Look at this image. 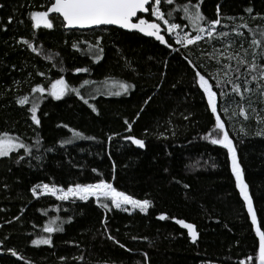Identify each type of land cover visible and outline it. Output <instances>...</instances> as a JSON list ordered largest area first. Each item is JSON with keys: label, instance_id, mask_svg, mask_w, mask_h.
Here are the masks:
<instances>
[{"label": "trees", "instance_id": "16d2710c", "mask_svg": "<svg viewBox=\"0 0 264 264\" xmlns=\"http://www.w3.org/2000/svg\"><path fill=\"white\" fill-rule=\"evenodd\" d=\"M52 1L0 0V133L18 137L32 153L26 155L23 149H16L8 157H0V264H239L241 260L258 264L256 226L236 187L227 150L203 138L214 128L215 115L185 57L202 65L200 71L206 78L211 75L226 79V64L231 65L230 74L236 75L233 70L237 60L227 56L245 57L247 49L245 58L252 61L251 29L264 26V19L252 17L264 15V0H203L201 12L208 20L217 18V5H222L223 18L217 27L229 32V37L209 39L205 35L187 48L177 44L163 25L162 33L171 48L114 27L65 30L61 19L51 14L52 29H33L29 13L46 11ZM186 2L174 0L171 6L163 4L162 10L178 9ZM198 2L191 0L193 4ZM248 7L254 9L252 14L245 12ZM9 16L13 17L11 24ZM141 17L155 20L150 10ZM182 17L180 12L175 22L182 23L189 35H195ZM245 22L248 27L239 29L244 36L238 37L232 28ZM97 38H101L104 52L103 59L94 63L87 50ZM22 39L33 43L38 52L19 43ZM74 43L79 50L73 48ZM229 44L232 46L225 51ZM221 52L224 56L219 62L212 58ZM239 67L245 72V65ZM76 68L89 71L77 73ZM60 77L79 89L89 104L75 93L55 100L45 92L38 101L41 124L37 127L28 111L31 105L20 106L16 98L39 96L31 93L32 87L39 84L47 88ZM84 80L93 83L84 85ZM118 81L135 87L120 96L95 92ZM209 82L217 92L218 114L237 149L257 226L264 231V135H256L264 129L260 122L264 121V96L256 89L257 82L248 85L256 90L244 93L243 99L231 92V85L223 89L228 95L220 96L215 79ZM149 96L152 99L145 104ZM89 105L95 106L99 114ZM240 106L246 109L247 119L239 115ZM142 107L144 111L137 119ZM125 120L133 123L131 132ZM65 124L68 128L63 127ZM241 127L247 135L240 133ZM70 129L95 139H73ZM127 135L143 139L146 147L141 149L124 140ZM109 136L113 137L111 141ZM68 139L72 143L61 146ZM20 156L24 159L16 163ZM99 180L136 199H149L152 206L144 214L115 209L110 201H104L110 205L106 211L94 197L59 201L51 195L33 197L30 191L37 184L67 188ZM160 214L170 218L159 220ZM56 217L64 221V231L45 233L43 226ZM171 217L194 224L197 242L192 243L188 230ZM105 220L107 231L102 223ZM49 235L51 246L32 245L33 239ZM8 249L15 250L17 256ZM80 256L82 260L75 259ZM249 256L252 261H248Z\"/></svg>", "mask_w": 264, "mask_h": 264}, {"label": "snow or ice", "instance_id": "6c2138e0", "mask_svg": "<svg viewBox=\"0 0 264 264\" xmlns=\"http://www.w3.org/2000/svg\"><path fill=\"white\" fill-rule=\"evenodd\" d=\"M203 0H199L198 3L193 4L191 0L179 6L178 9L171 8L165 12L162 10V5L166 4L168 6L173 5L174 0H54L51 3V6L47 8L46 11H31L29 13L30 20L32 22L33 29H39L41 27L45 29H52L53 23L49 19L50 13H58L64 22V27L68 29L75 28H87L91 26H101V25H116L122 29L128 30H137L140 33H143L149 37H154L155 40L159 41L161 44L166 45L171 48L172 45L168 43L165 39V36L161 34L162 24L166 27V31L169 35L175 34L176 43L187 48L189 45H194L197 41L203 39L206 35L209 39L213 38H227L229 37V32L219 31L218 27L221 25L222 15L221 7L222 5L218 4L216 9L215 20H208L205 15L201 12V4ZM147 6V7H146ZM3 5H0L2 8ZM150 10V16L154 17L155 20L145 19L141 16H138V13H147ZM254 9L248 7L245 9V12L252 14ZM176 12V18H179V13H183V20L188 22L195 30V35H189L184 31L182 23L175 22L173 13ZM257 17L264 19V15L259 13L256 16H253V19ZM135 19L136 22H133ZM227 19L235 21L236 17H227ZM243 20V17H240ZM13 22V17L9 16L8 23ZM23 23V21H20ZM225 27H227L225 25ZM247 22L239 25H235L232 28V31L236 33L238 37H243L240 28H247ZM5 31L7 28L5 27ZM253 36L251 38L252 51V61L249 62L245 57L247 56V49H245V57L239 56V54L233 56L228 54L227 59L237 60V67L233 70L236 75H231L228 70L231 69L230 64L224 66L225 72L224 76L227 77L224 80H221L218 77H213L210 75L209 78H206L205 74H202L200 69L202 65L194 63L192 60L185 57L188 60V63L195 71V81L198 84L199 88L203 90L204 95L207 98V104L211 112L215 115V125L214 128L203 137L206 140H210L213 145H221L224 149L227 150L228 158L231 162V172L235 177L236 187L239 189L240 196L243 198L245 204L247 205V211L251 217V223L255 227L256 236L259 238V248L258 253L255 259L258 261V264H264V231L261 230V227L257 226V215L253 209L252 197L249 195L248 184L244 179V171L241 167V164L237 157V149L234 146L233 140L230 138L228 131L226 130L225 123L222 121L221 116L218 114V105H217V92L213 90V84L209 82L210 78H214L216 81L215 86L221 89L220 96H227L228 93L223 91L225 85H231V92L239 95L241 99L244 98V93L253 92L256 89H259L260 95L264 96V26L258 27V29H251ZM183 32V35H181ZM19 43H23L30 49L33 53L38 52L36 46L27 39H22ZM101 38H97L95 44L90 45L88 48V53L94 57V63H98L103 59L104 49L100 46ZM232 45L229 44L228 47ZM243 47V45H241ZM73 48L79 50L77 44H73ZM259 49V51H257ZM179 51V49H174ZM221 56H224V53L214 54L213 59H216L219 62ZM52 59V57H47ZM167 62H165L166 64ZM239 65H245V72L247 75L251 76V80L247 79L245 72H242ZM77 73L88 72V68H76L74 70ZM43 76L44 73H38ZM239 81V82H238ZM251 82H257L256 89L249 88L248 85ZM93 83L89 80H84L83 84L88 85ZM115 87L118 89L116 91H108V95L120 96L121 94H127L130 89L134 88L135 85L129 84L126 82L118 81L115 82ZM159 87V85L157 86ZM47 92L48 96H51L55 100H60L68 93H75L85 104H89L87 99H84V96L81 95V92L77 88H72L65 81L63 77L56 79L51 82V84L45 88L42 85H35L31 88V93H38L39 96H33L31 99L29 95H23L16 98V103L20 106L30 104L28 111L30 112V118L34 125L37 127L40 126L41 120L37 115L39 103L38 101L44 98V94ZM152 99L149 96L144 103L147 104ZM93 112H97V109L93 105H89ZM250 107V106H249ZM144 111L143 107L140 109V112L136 114L137 119L140 114ZM227 112V109H224ZM255 113V109L252 110ZM97 114H99L97 112ZM237 113H233L236 115ZM239 115H244L247 119L246 109L243 106L239 107ZM187 119V117H185ZM259 120V117H258ZM264 123V121H260ZM127 125V130L131 132L133 123L125 120ZM63 127L68 128V125H63ZM73 139H89L93 140L95 137H85L81 132L71 130ZM240 133L247 135L245 128H240ZM256 135H264V129L257 131ZM109 141L113 139L112 136L108 137ZM124 140L130 141L133 145L143 149L146 147L145 141L143 139L136 138L132 135H127L124 137ZM37 145L40 143L39 139L36 141ZM72 139H68L61 142V146L64 144H71ZM16 149H23L26 155H32L30 147L24 142H20L18 137L11 136L8 132L0 133V157H8L10 153L14 152ZM51 149H49L50 151ZM24 159L23 156H20L15 162L20 163ZM33 159L40 160V156H33ZM96 169H93L95 172ZM7 187V185H5ZM188 187V185H185ZM31 193L33 197L39 198L42 195H51L59 201H68L70 197L78 198L81 201H87L89 197H95L99 207L108 211L110 209L109 203L104 201H110V204L115 209H121L123 211H128L129 209L125 206L130 205L132 209H138L140 213L147 214L149 208L152 206V201L149 199L139 200L134 198L132 195H128L123 191H118L111 183H107L105 180H99L97 183H88L81 184L76 183L74 186L70 185L66 189L64 187H57L55 184H37L31 188ZM170 217L166 214H160L158 216L159 220H167ZM15 219H19L16 217ZM71 217L68 218V222H71ZM175 223L182 226L188 230V235L191 238L192 243H196L198 240V232L196 226L192 223H187L184 219H176ZM11 221H9L10 223ZM64 223L59 217L50 219L44 226L43 231L45 233L51 234L54 232H63L64 228L62 224ZM105 225V230L107 231L106 225L107 220L102 222ZM109 239H112L114 242L119 244V241L115 237L109 235ZM137 239V237H133ZM146 239V238H145ZM32 245H52L51 235L47 237H41L39 239H33L31 241ZM120 247H124L123 244H120ZM8 251L13 256H17V252L13 249H8ZM145 259H147V254L145 253ZM64 257H61V260H64ZM77 260H82L83 257H75ZM248 261H252L253 257L249 256ZM239 264H245V261L241 260Z\"/></svg>", "mask_w": 264, "mask_h": 264}, {"label": "water", "instance_id": "95a60500", "mask_svg": "<svg viewBox=\"0 0 264 264\" xmlns=\"http://www.w3.org/2000/svg\"><path fill=\"white\" fill-rule=\"evenodd\" d=\"M54 2V0L52 1V3ZM51 6V4L48 6V7H50ZM147 7V6H146ZM148 13V12H147ZM147 13H138V16H145ZM51 15H56V16H58L60 19H61V21H62V23H63V28L65 29V30H79V31H85V30H91V29H95V28H100V27H114V28H117V29H121V30H123V31H126V32H135V33H138V34H140V35H142V36H144V37H147V38H152V39H154L155 40V38L154 37H149V36H147V35H145V34H143V33H140V32H138L137 30H128V29H122V28H119L118 26H116V25H101V26H91V27H87V28H75V29H68V28H65L64 27V22H63V18L58 14V13H50ZM133 22H136L135 21V19H134V21ZM161 34L162 35H164L162 32H161ZM157 41V40H156ZM159 42V41H158ZM180 227H182V226H180ZM183 228V227H182ZM185 229V228H184Z\"/></svg>", "mask_w": 264, "mask_h": 264}, {"label": "rangeland", "instance_id": "374dc122", "mask_svg": "<svg viewBox=\"0 0 264 264\" xmlns=\"http://www.w3.org/2000/svg\"><path fill=\"white\" fill-rule=\"evenodd\" d=\"M50 15V14H49ZM163 25V24H162ZM164 28H165V32H167L166 31V27L164 26ZM187 32V31H186ZM168 33V32H167ZM188 34H189V32H187ZM181 35H183V32H181ZM170 36H172L173 38H175V34H173V35H170ZM176 40V39H175ZM116 91V90H118L116 87H115V82H110V83H108V84H106L105 86H102V87H98V88H96L95 89V92H102V93H105V94H107V92L108 91ZM42 185V184H41ZM51 186V185H50ZM57 187H60V186H57ZM66 189V188H65ZM72 197H70L69 199H71ZM95 198V197H94ZM96 199V198H95ZM125 207H127L129 210L127 211V212H132V211H134V210H138V209H132L131 208V206L130 205H128V206H125ZM204 264H214V263H204Z\"/></svg>", "mask_w": 264, "mask_h": 264}]
</instances>
